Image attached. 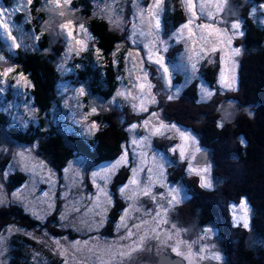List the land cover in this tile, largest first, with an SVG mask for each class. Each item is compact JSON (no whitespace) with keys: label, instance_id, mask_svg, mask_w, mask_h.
I'll list each match as a JSON object with an SVG mask.
<instances>
[{"label":"rangeland","instance_id":"374dc122","mask_svg":"<svg viewBox=\"0 0 264 264\" xmlns=\"http://www.w3.org/2000/svg\"><path fill=\"white\" fill-rule=\"evenodd\" d=\"M72 1L45 0L44 5L48 11L41 28L54 46L47 51L55 55L53 63L64 79L57 95L65 112L57 115L53 110L52 122L60 126L63 136L68 128L88 135L99 130L90 115L119 109L116 107L122 104L129 105L141 118L121 121L126 137L115 155L109 153L95 162L66 144L71 155L59 169L35 143L13 141L4 129L1 131L0 206L17 204L42 223L54 213L59 214L58 226L46 224L32 230L13 224L6 226L0 233V264H7L14 236H22L34 245L25 247L28 255L36 258L35 264L48 262L42 248L59 258L55 264H157L160 254L180 257L179 264H224L227 258L221 253L217 225L213 222L200 225L196 218L189 220V199L183 187L170 180L180 170L179 164L171 159L175 154L176 162L185 163L187 171L196 174L202 185L215 186L208 158L204 164L196 163V156L205 150L198 134L189 129L193 119L184 118L182 124L168 121L170 117H164L158 104L169 108L174 100L179 101L181 92L191 86L200 101L220 102L223 94L240 99L238 68L243 55L242 28L232 27L241 23L226 11L230 0H192L194 8L186 0H179L184 7L183 22L175 29L163 17L166 7L172 14L167 1L162 0L157 9L155 0H94V14L115 28L119 35L127 34V42L116 44L118 47L127 45L124 74L119 77L118 89L107 99L90 95L83 84L66 79L73 74L72 58L93 44L86 30V19L71 7ZM20 5L23 6L20 10H27L28 0H20ZM200 5L204 6L203 11ZM14 11L0 4V12L4 13L0 15V110L23 126L35 121L37 109L30 92L31 81L10 57L16 48L36 50L38 41L32 32L16 24ZM251 14L259 15L264 23V5L254 8ZM186 24L188 27L184 28ZM236 49L239 55L233 54ZM209 61L219 65L213 83L199 77L196 70L201 63L206 65ZM8 68L12 71L4 75ZM233 76V86L225 87L222 81L231 83ZM231 103L235 104L231 101L219 105L230 117L233 116ZM161 136L170 141L165 150L158 145L165 141ZM238 166L241 169L242 163ZM205 168L207 172L201 171ZM126 169L128 176L116 189L121 200L117 204L112 186ZM16 171H22L25 179L13 186L8 176ZM258 175L264 181L261 171ZM219 178L217 176V180ZM252 202L254 208L264 205V200L253 199ZM242 203L246 205V213L241 208ZM116 210V220L111 224L113 232L108 235L105 228ZM230 212L235 225L245 228L240 219L245 217L249 226L253 212L245 197L230 203ZM259 214L256 219L263 221L264 211ZM67 228L78 236L69 238L65 233ZM51 230L58 231V235H53ZM238 230L241 231L240 227ZM142 237L141 250L130 257L120 255L136 246ZM177 246L183 255L173 251ZM217 255L219 260L214 258Z\"/></svg>","mask_w":264,"mask_h":264},{"label":"trees","instance_id":"16d2710c","mask_svg":"<svg viewBox=\"0 0 264 264\" xmlns=\"http://www.w3.org/2000/svg\"><path fill=\"white\" fill-rule=\"evenodd\" d=\"M93 1L71 2V7L85 17L86 30L90 33L93 44L72 58L73 74L68 75L66 79H70L74 84H83L90 95L107 99L118 89L119 77L124 74L127 45L118 47L116 44L120 41L127 42V34L120 36L115 28L95 15L92 10ZM165 1L170 4L168 9H172V14L166 7L163 17L170 23L171 28L175 29L183 22L184 7L179 0ZM0 2L6 9H15L16 24L21 25L25 31L32 32L38 41L36 50L16 48L10 57L17 63L18 70H22L31 81L30 92L37 109L36 119L22 126L12 121L7 112L0 110V133L4 129L13 141L35 143L37 149L56 169L64 165L71 155L66 144H71L75 151L95 162L106 158L109 153L115 155L126 137L121 121L138 120L141 115L134 113L129 105L122 104L116 107L119 109L90 115L91 121L97 124L99 130L95 129L86 135L75 128L67 127L64 136L60 134L61 128L52 122L51 112L55 110L57 115L65 112L61 98L57 95L58 87L64 79L53 63L55 55L47 51L54 49V46H51L52 41L41 28L48 11V8L44 7L45 0H30L27 10H20L23 9L20 0ZM259 5H264V0H230V8L225 6L226 11L240 21L242 28L240 47L243 55L238 68L240 99L223 94L220 102L200 101L197 91L191 86L186 87L181 92L179 101L174 100L169 108L158 104L164 117H170L168 121L182 124L184 118L191 117L193 123L189 129L198 134L202 148L208 151L207 158L216 187H204L196 174L187 171L185 163L176 162L175 154L171 159L175 160L173 163L179 164L180 170L169 177L173 183L183 187L189 199L188 219L196 218L200 225L211 222L217 225L221 253L227 258L224 264H264V217L263 221L256 219L259 213L264 211V205H256V209L252 202L253 199L264 200V181L258 175L260 171L264 174V23L259 19V15L256 17L251 14ZM208 63H201L197 67V75L206 82L213 83L219 65L214 61ZM231 101L235 102L231 103L232 117L227 116L226 109L220 110L219 106ZM160 138L165 141H160L158 145L161 150H165L170 141L164 136ZM241 163L242 168L239 169L238 164ZM2 164L0 162V165ZM128 172V169L124 170L122 177L114 180L112 193L113 197L117 195V204L121 202L116 192L117 186L128 176ZM217 176L220 177L219 180ZM8 178L12 180L13 186L20 185L25 179L22 171L11 173ZM242 196L248 200L250 211L253 212V218L251 217L247 228L235 225L230 212V203L238 201ZM116 212L117 210L113 211L111 221L105 228L108 235L113 232L111 224L116 220ZM58 214L54 213L48 221L42 223L17 204L0 206V233L11 224L28 230L46 224L58 226ZM51 232L58 235V231ZM65 233L69 238L78 236V233L69 228ZM29 242L30 240L22 236H14L10 243L11 256L7 264H35L36 258L30 257L25 247L34 246ZM40 250L47 255L48 262L39 264H55L59 260L45 249Z\"/></svg>","mask_w":264,"mask_h":264},{"label":"snow or ice","instance_id":"6c2138e0","mask_svg":"<svg viewBox=\"0 0 264 264\" xmlns=\"http://www.w3.org/2000/svg\"><path fill=\"white\" fill-rule=\"evenodd\" d=\"M28 2H30V0H28ZM65 2H67V0H65ZM186 3H187L190 7H193V8L196 7V5L192 3V0H186ZM161 5H162V0H155L154 8L159 9V8L161 7ZM203 7H204L203 5H200V9H201V11H203ZM3 14H4V13L0 12V15H3ZM61 14H63V13H61ZM193 16H195V13H193ZM191 22H192V21L190 20L189 23H191ZM5 27H6V25H5ZM62 27H63V26H62ZM80 27L83 28V25H81ZM156 27L159 28V20H158V19H157V21H156ZM187 27H188L187 24L184 25V28H187ZM232 27H233L234 29H238V28L240 27V25H239V23H235V24L232 25ZM233 54H234V55H239V50H238V49L234 50V53H233ZM11 71H12L11 68L6 69L4 75H7V74H8L9 72H11ZM222 82L224 83V86H225V87H232V86H233V83H234V76L232 77V82H231V83H229V82H224V81H222ZM209 95H210V94H209ZM170 98H171V97H170ZM145 123L147 124V121H146ZM161 127H163V125H162ZM182 135H183V134H182ZM181 155H183V152L181 153ZM122 160H123V158H122ZM118 163H119V162H118ZM113 167H115V166H113ZM201 171L207 172L208 169L205 168V169H202ZM201 179H202V181L204 180L203 177H202ZM132 182L134 183L135 181H132ZM203 186H208V187H210L211 184H210V183H206V184H204ZM147 194H148V193L145 192V195H147ZM173 199H175V197H173ZM241 208L245 211V213L247 212V208H246V205H245V204L242 203V204H241ZM240 219H242V220L244 221L243 226H244L245 228H247V227H248L247 219H246L245 217H241ZM137 227H139V226H137ZM128 235H129V237H130V236L132 235V233L129 232ZM57 243H59V242L57 241ZM142 243H143V237L141 238V241H140L136 246L131 247L128 251L121 252L120 255L123 256V257H130L131 254H132L133 252H136V251L141 250ZM173 251H175V252L177 253V255H183V253H182V252L180 251V249H179V246L174 247V248H173ZM214 258L217 259V260L220 259V257H219L218 255L215 256Z\"/></svg>","mask_w":264,"mask_h":264},{"label":"water","instance_id":"95a60500","mask_svg":"<svg viewBox=\"0 0 264 264\" xmlns=\"http://www.w3.org/2000/svg\"><path fill=\"white\" fill-rule=\"evenodd\" d=\"M208 151H202L196 156V163L204 164L207 161ZM178 262H182V259L177 256H173L170 254H160L157 259V264H179Z\"/></svg>","mask_w":264,"mask_h":264}]
</instances>
